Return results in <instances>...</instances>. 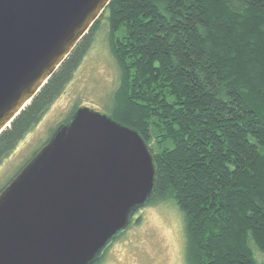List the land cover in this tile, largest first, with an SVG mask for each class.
I'll use <instances>...</instances> for the list:
<instances>
[{
  "label": "trees",
  "instance_id": "obj_1",
  "mask_svg": "<svg viewBox=\"0 0 264 264\" xmlns=\"http://www.w3.org/2000/svg\"><path fill=\"white\" fill-rule=\"evenodd\" d=\"M103 17L120 72L107 114L148 144V202L181 210L187 262L264 264V0H110L0 133V163L63 91Z\"/></svg>",
  "mask_w": 264,
  "mask_h": 264
},
{
  "label": "water",
  "instance_id": "obj_2",
  "mask_svg": "<svg viewBox=\"0 0 264 264\" xmlns=\"http://www.w3.org/2000/svg\"><path fill=\"white\" fill-rule=\"evenodd\" d=\"M110 0H0V133ZM140 132L81 105L0 190V264H93L155 190Z\"/></svg>",
  "mask_w": 264,
  "mask_h": 264
},
{
  "label": "rangeland",
  "instance_id": "obj_3",
  "mask_svg": "<svg viewBox=\"0 0 264 264\" xmlns=\"http://www.w3.org/2000/svg\"><path fill=\"white\" fill-rule=\"evenodd\" d=\"M119 78L103 17L90 47L63 91L16 149L0 163V189L44 144L74 106L84 105L109 113ZM185 246L181 210L171 200L147 202L133 213L128 227L110 241L97 264H189Z\"/></svg>",
  "mask_w": 264,
  "mask_h": 264
},
{
  "label": "flooded vegetation",
  "instance_id": "obj_4",
  "mask_svg": "<svg viewBox=\"0 0 264 264\" xmlns=\"http://www.w3.org/2000/svg\"><path fill=\"white\" fill-rule=\"evenodd\" d=\"M104 251H106V247L102 250L101 254L98 256V258L95 260V262H98L100 260V258L102 257V254L104 253Z\"/></svg>",
  "mask_w": 264,
  "mask_h": 264
}]
</instances>
